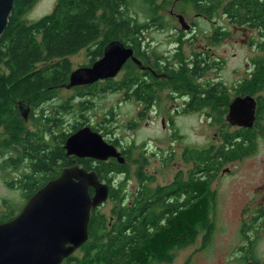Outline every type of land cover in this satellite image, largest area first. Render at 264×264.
<instances>
[{"label":"flooded vegetation","instance_id":"flooded-vegetation-1","mask_svg":"<svg viewBox=\"0 0 264 264\" xmlns=\"http://www.w3.org/2000/svg\"><path fill=\"white\" fill-rule=\"evenodd\" d=\"M210 1L213 2V0ZM231 1L227 0L224 4L227 5ZM202 4L201 1L196 2L193 18L187 23L188 29H182L180 24L177 27L173 19L178 21V13L172 11L174 4L169 10L172 19L153 16L145 18L140 43L138 45L123 43L133 49V55L141 63L137 64L128 60L117 74L118 76L122 73V78L128 69L127 63L131 62L132 64L129 66H132L133 69L128 70L131 83L120 89L115 87L106 90V92L113 91L115 94H122L123 101L121 102L134 105L133 115L130 118V123L135 127L132 130L137 129L142 120L145 124H151L154 120L159 119L163 134L170 133L169 141H166L165 138L162 140L148 138L141 147L145 152H140L139 156L135 157L137 146L134 141L131 143L134 147L130 149V155H127V147H121L119 140L110 138L107 133L103 137L107 143L114 145L120 155L124 157L123 163H119L115 158L99 161L68 155L65 149L67 139L87 126L83 116V108L87 107V102H83V98L87 97L86 94L83 96V87L85 88V86L68 87V75L66 81L51 82L46 85L47 88L40 91L42 99L39 102L29 104L27 101H17L21 105L17 104L18 125L16 126L22 134L19 136L15 134L18 145H15L11 150L0 152V166L4 167L5 164H10L8 170L3 171L0 168V178L3 181L0 180V184L6 190L19 192L26 198L27 203L33 193L29 195L27 188L21 189L18 186V178H20L18 175L28 174L29 178L28 169L31 168V165L38 163L42 167L52 169L49 172L42 171L38 174V177L41 176L40 179L44 180L43 185H45L49 180L57 177L63 168L75 165L83 168V159H85L90 168L84 167L89 171L94 170L98 179L109 186L110 197L112 189L119 192L116 180L122 173L115 174L116 170H114L112 177L108 173L105 176L106 179L102 180L101 176L103 175L100 176L97 172L100 165L112 162L119 165L126 163L130 168L134 166L137 169L143 164H151L154 161L160 167L161 182L157 181L152 174L144 171L145 180L141 183L135 176V169L136 188L132 194L129 191L128 205L135 211L140 204L137 198L143 197L145 199L143 204H148L149 207H158V213L165 221L168 213L185 210L191 202L197 203L200 198L193 191L198 188V184H202V194H205L206 198L205 214L209 217L212 225L209 229L200 228L199 224L196 225L194 236L190 237L183 245L178 246L177 251L195 245L200 239L202 243L200 250L206 249L212 242L217 228L216 222L220 216L219 209L222 205L221 194L227 191L225 182L235 176L238 171L237 164L249 157L264 153L262 149L264 145V115L256 113L257 97L264 95V65L254 63L256 59L264 61V49L261 48L262 43L257 45L259 37H261V41L263 39L262 34L255 33L259 37L256 40V48H252L255 51L254 56L252 54L254 59H250L248 62L245 59L244 63L229 67L226 66L224 60L212 59L208 52L202 50L195 52L194 56H186V58L183 47L191 41L196 42L198 37L205 39V42L211 47L216 45L231 46L232 37L238 30L244 33H247L248 30L255 32L246 25L237 26L236 16L233 13H228L227 17L210 18L208 14L201 11ZM188 36L191 38L187 39ZM237 43L238 40L233 41V44ZM195 71L197 73L193 79L184 80L182 76L184 72L188 75ZM207 71H215L218 75L225 74V76L206 79L204 72ZM241 71L244 76L237 77L232 85V74ZM255 74L259 79V90L255 95H251L254 97L256 107L253 125L247 127L244 119L246 107H240L241 116L235 115L236 117H234L229 111L233 101H240L246 96H250L245 91V85L248 79L254 78ZM224 78L229 81V84L223 81ZM72 89H75L74 96L67 98L59 96L64 90ZM56 100L60 101L58 106L55 105ZM168 101L171 102V105L167 107L165 104ZM73 110L78 111V115H81L79 119L77 116L72 119L74 123L71 120ZM25 111H27L26 118L23 116ZM190 118H195L197 123L204 121L206 124L208 135L202 143H194L183 136L182 127ZM28 125L32 127V130L28 129ZM0 129L6 130L5 126H1ZM260 139H263L262 143H260ZM164 142H168V144L162 146L161 144ZM248 146L250 150L247 149ZM56 153H59V156L55 159ZM13 160H19V166L9 163ZM20 170L24 173L22 174ZM142 185L148 192H142V194L139 192ZM89 190L93 196L94 189L90 188ZM104 204L91 210L90 219L92 214H101L100 209L104 207ZM229 217L227 215L226 222ZM237 217L238 224L234 222ZM114 221L115 216L110 214L107 230L111 228ZM230 228L236 229L238 232V240L230 252L232 255L230 258L245 260L247 264L262 263L264 249H260V244L264 243V186L258 185L253 189L252 197L248 198L242 208L237 210ZM105 236L107 233L104 232V229L99 230V238ZM88 241H90L89 225L87 241L75 252L83 253V248ZM74 253L68 258L74 257ZM170 262L164 261L156 264Z\"/></svg>","mask_w":264,"mask_h":264},{"label":"trees","instance_id":"trees-1","mask_svg":"<svg viewBox=\"0 0 264 264\" xmlns=\"http://www.w3.org/2000/svg\"><path fill=\"white\" fill-rule=\"evenodd\" d=\"M36 1L14 0L7 27L0 36V127L5 126L18 136L22 132L16 126L18 125L17 104L20 103L17 101L37 103L42 99L40 91L46 89V85L51 82L66 81L71 72L68 62L69 55L85 49L91 57L90 62L93 63L102 56L104 48L111 41L122 42L123 40V42L138 45L142 39L141 34L144 27L143 23L138 22L130 14V0H55L49 13L38 20L35 19L36 21L33 20L32 23L27 22L25 16ZM188 1L192 10L197 1L203 2L201 11L208 14L210 18L227 17L228 13H233L236 16L237 26L246 25L256 33L264 34V0H232L227 5L223 4L222 0ZM145 2H147L144 4L149 16L165 17L159 10L168 5L165 0L156 6H153L155 3L153 0H145ZM165 24L168 26L167 23ZM261 48L264 49V42ZM254 63L264 65V61L258 59ZM131 64V62L127 63L128 69L118 81L109 79L101 85V82H98L86 86L83 88V96L85 94L87 97L95 95L94 91L99 86L103 92L115 87L120 89L128 86L131 83L128 70L133 69L129 66ZM184 73L182 76L187 81L193 79L197 72L188 75ZM258 80L256 74L254 78L248 79L245 91L250 95H255L259 90ZM257 100L256 113L264 115V95L258 96ZM125 126L130 129L135 128L130 122ZM131 148L130 142L126 148L127 155H130ZM58 156L59 153H56L54 158ZM9 163L19 166L20 162L13 160ZM83 166L90 168L85 159H83ZM9 167L8 163L4 167L0 166L3 171L8 170ZM51 170V168L34 163L28 169L29 178L28 174L18 175L20 177H17L18 186L21 189L27 188L29 195L34 194L44 184V180L40 179L41 176L38 177V174ZM114 170H116L115 174L122 173L116 180L119 192L114 189L110 192V198L114 201L111 214L115 216V221L107 230L108 220L102 214H92L88 224L90 241L84 246L82 257H71L61 264L170 262L178 246L194 236L196 225L199 224L200 228L206 229L211 227L212 223L205 214L206 198L205 194H202V184H198V188L193 191L200 198L197 203L191 202L185 210L179 212L176 210L174 213L167 212L168 216L164 221L162 215L158 213L159 208L143 204L145 201L143 197L137 198L140 204L135 211L128 205L130 194L126 187L130 182V169L126 163L123 165L115 162L102 164L97 172L98 175H103L101 177L104 180L108 173L112 177ZM135 176L141 183L144 182L145 175L142 166L136 169ZM139 192L142 194L148 191H145L142 185ZM101 229H104L107 236L99 238Z\"/></svg>","mask_w":264,"mask_h":264},{"label":"rangeland","instance_id":"rangeland-1","mask_svg":"<svg viewBox=\"0 0 264 264\" xmlns=\"http://www.w3.org/2000/svg\"><path fill=\"white\" fill-rule=\"evenodd\" d=\"M161 1L162 0H153V2H155L153 6L160 5ZM168 1L165 0V3L167 2L166 4H168ZM226 1L227 0H222L223 4ZM54 3L55 0H37L36 4L30 9V11L27 12L25 16L26 21L32 22L33 20H38L42 16L46 15L51 11ZM144 3L147 2H145V0H130V14L132 17L134 16L135 19L140 23H143L144 19L149 16ZM172 3H174L172 9L173 12L182 14L187 23L193 18L194 11L191 9V5L188 0H171L167 6L161 7L159 10L165 17L172 19L169 14ZM173 19L175 20L177 27H179V23H177L178 21H176L175 18ZM243 33L244 32H241V30L236 32V34L232 37L231 46L216 45L211 47L205 42V39L198 37L196 42L191 41L189 44H185L183 47L185 48L184 56H194L195 52L202 50L208 52L212 59L216 58L219 60H224L226 66L229 67H233L240 63L242 64L244 63L243 61L245 59L248 62L250 59H254L252 58V54L254 56L255 51L252 48H256V40L258 39L259 35H255L256 32H252L251 30H248L247 33ZM260 34H262L263 39L261 41V37H259L257 44L258 46L264 42V34ZM190 38L191 36L187 37V39ZM234 40H238V43L233 44ZM121 41L123 42V40ZM123 43L129 44L126 42ZM246 52H248V54H246ZM90 59L91 57L88 52L86 53L85 49L68 56V62L70 63V68L72 71L78 69L79 67L88 66L91 63ZM221 75L225 76V74ZM221 75H218L215 71L204 72L206 79L211 77L217 78ZM121 76L122 73L116 77V81H118ZM242 76H244L242 71L236 74L233 73L232 85L234 84L237 77ZM223 81L229 84V81L226 78H224ZM102 83L103 82H101L100 85ZM100 88L101 86H99L97 90L94 91L95 95H88V97H84L83 99V102H87V107L83 108V116L85 117L84 120L86 124L94 131L101 133L103 136H105V132L106 134L108 133L110 138L119 140L121 147H128L130 142L132 143V141H134L137 146L135 157H138L140 152H145L142 151L141 147L148 138H159L161 140L165 138L166 141H169L170 133L166 135L163 134L159 119L154 120L151 124H145V122L142 120L140 121L139 127L135 130L125 126L128 122H131L130 118L133 115L134 105L121 102L123 101L122 94H115L113 91L103 92L100 90ZM74 92L75 89L64 90L59 94V96L67 98L69 96H74ZM59 102L60 101L56 100L55 105L58 106L60 104ZM165 105L168 107L171 105V102L168 101ZM78 114V111L73 110L71 120L75 116H77L79 119L81 115ZM21 122H23V120H21ZM182 122L184 121L182 120ZM27 127L29 130H32L30 125ZM206 129L207 127L205 122L203 121L201 123H197L195 118H190V120H187L186 125L182 127L184 138H187L194 143H202L204 140H206L208 135ZM66 131L67 128L65 129V132ZM262 142L263 139H260V143ZM166 144H168V142H164L161 145L164 146ZM15 145H18V140L16 139L13 131L11 129H0V152L11 150L13 147H15ZM247 149L250 150V147L248 146ZM262 149L264 150V145ZM263 160L264 153L245 159L241 163L237 164L238 171L236 172L235 176L229 181L225 182L227 191H224L221 194L222 205L219 209L220 216L217 218L216 222L217 228L214 232L212 242H210L206 249L200 250L202 244L200 239L195 245L174 252V258L172 261L170 263L164 264H247L245 260H234V258H230V256H232L230 255V252L238 240V232L236 229L230 228V224L233 222V218L237 214V210L242 208L243 203L248 198L252 197L253 189L258 185L264 186ZM129 169L130 182H128L126 188L128 192L130 191L132 194L136 188V182L134 179V171L136 167L131 166ZM142 169L143 171L152 174L157 179V181L161 182L162 176L159 174L160 167L156 162L153 161L151 164H143ZM104 203V207L100 209V212L101 214L105 215L104 217L108 220L107 223L109 224V216L111 214V209L114 207V201L108 197ZM25 204L26 198L23 195L21 196V194L16 191L10 192L0 184V221L6 222L10 219H13L19 214ZM227 215L230 216L228 218V222H226ZM230 220L232 221L229 222ZM234 222L238 224V217ZM260 249H264V243L260 244ZM73 256L76 258H81L82 252L77 251ZM260 264H264V261H262Z\"/></svg>","mask_w":264,"mask_h":264},{"label":"water","instance_id":"water-1","mask_svg":"<svg viewBox=\"0 0 264 264\" xmlns=\"http://www.w3.org/2000/svg\"><path fill=\"white\" fill-rule=\"evenodd\" d=\"M13 4L14 0H0V36L7 27ZM177 19L182 29L189 28L182 14H177ZM128 60L141 64L130 46L111 41L99 59L71 71L68 87L90 86L114 79ZM241 106L247 109L246 126L252 127L255 100L248 95L233 101L230 114L241 116ZM23 116L27 117V111ZM65 149L68 155L125 161L114 145L88 125L67 139ZM90 188L94 189L93 196ZM108 197L109 186L98 179L94 170L77 165L63 168L57 177L32 195L18 215L0 223V264H61L87 241L90 212ZM27 226V231L23 232Z\"/></svg>","mask_w":264,"mask_h":264},{"label":"bare ground","instance_id":"bare-ground-1","mask_svg":"<svg viewBox=\"0 0 264 264\" xmlns=\"http://www.w3.org/2000/svg\"><path fill=\"white\" fill-rule=\"evenodd\" d=\"M180 1H181V0H180ZM29 11H30V10H29ZM149 19H150V18H149ZM31 23H32V22H31ZM143 61H144V60H143ZM69 110H70V109H69ZM69 110H68V111H69ZM63 114H64V113H63ZM22 144H23V143H22ZM27 148H28V147H27ZM163 197H164V196H163ZM159 198H160V197H159ZM167 201H168V200H167ZM159 207H160V206H159ZM27 229H28V226L25 227L22 231H23V232H26ZM5 261L8 262V260H3V262H5Z\"/></svg>","mask_w":264,"mask_h":264}]
</instances>
